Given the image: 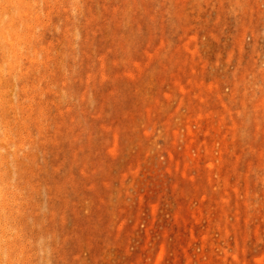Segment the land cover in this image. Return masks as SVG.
<instances>
[{"label":"rangeland","instance_id":"obj_1","mask_svg":"<svg viewBox=\"0 0 264 264\" xmlns=\"http://www.w3.org/2000/svg\"><path fill=\"white\" fill-rule=\"evenodd\" d=\"M0 264H264V0H0Z\"/></svg>","mask_w":264,"mask_h":264}]
</instances>
